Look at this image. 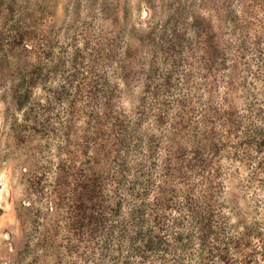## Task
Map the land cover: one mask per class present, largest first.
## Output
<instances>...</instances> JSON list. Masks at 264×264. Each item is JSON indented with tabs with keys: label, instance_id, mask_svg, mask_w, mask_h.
<instances>
[{
	"label": "rangeland",
	"instance_id": "rangeland-1",
	"mask_svg": "<svg viewBox=\"0 0 264 264\" xmlns=\"http://www.w3.org/2000/svg\"><path fill=\"white\" fill-rule=\"evenodd\" d=\"M200 261L264 264V0H0V264Z\"/></svg>",
	"mask_w": 264,
	"mask_h": 264
},
{
	"label": "trees",
	"instance_id": "trees-1",
	"mask_svg": "<svg viewBox=\"0 0 264 264\" xmlns=\"http://www.w3.org/2000/svg\"><path fill=\"white\" fill-rule=\"evenodd\" d=\"M205 212H207L208 213V211H205ZM208 218V217H207ZM206 217L204 218V220L206 221V219H207ZM211 226H214V224H212ZM210 225H208V223H204L203 225H202V229H200L199 230V232L200 233H203V234H206V232H209L208 231V229L211 227ZM215 227V226H214ZM207 235H205V237H206ZM150 241V239L149 240H147V242H149ZM214 241H215V239H214ZM144 247H145V244H142ZM203 246H206V244H203ZM202 248V247H201ZM205 253H209V251H204ZM204 259V257L202 258V260ZM206 259H208L207 257H206ZM199 264H205V263H203V262H201L200 261V263Z\"/></svg>",
	"mask_w": 264,
	"mask_h": 264
}]
</instances>
